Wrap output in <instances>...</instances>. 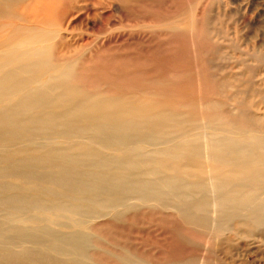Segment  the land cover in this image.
Segmentation results:
<instances>
[{
    "label": "bare ground",
    "instance_id": "obj_1",
    "mask_svg": "<svg viewBox=\"0 0 264 264\" xmlns=\"http://www.w3.org/2000/svg\"><path fill=\"white\" fill-rule=\"evenodd\" d=\"M53 4L0 0V264H84L98 226L148 212L202 234L264 227V128L252 115L85 90L77 60L54 53ZM113 244L111 259L135 263Z\"/></svg>",
    "mask_w": 264,
    "mask_h": 264
},
{
    "label": "rangeland",
    "instance_id": "obj_2",
    "mask_svg": "<svg viewBox=\"0 0 264 264\" xmlns=\"http://www.w3.org/2000/svg\"><path fill=\"white\" fill-rule=\"evenodd\" d=\"M44 20L56 28L57 60H77L87 91L131 93L192 114L214 101L264 128V0H54ZM165 215L98 226L99 246H83L95 253L84 264H264V227L232 223L202 234ZM113 242L135 263L111 259Z\"/></svg>",
    "mask_w": 264,
    "mask_h": 264
}]
</instances>
